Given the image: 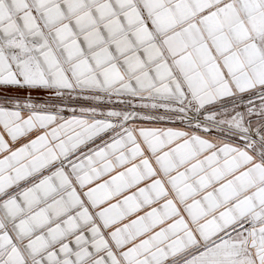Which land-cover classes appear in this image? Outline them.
Listing matches in <instances>:
<instances>
[{
  "label": "snow or ice",
  "instance_id": "1",
  "mask_svg": "<svg viewBox=\"0 0 264 264\" xmlns=\"http://www.w3.org/2000/svg\"><path fill=\"white\" fill-rule=\"evenodd\" d=\"M0 264H264V0H0Z\"/></svg>",
  "mask_w": 264,
  "mask_h": 264
}]
</instances>
